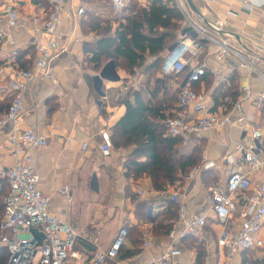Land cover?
Wrapping results in <instances>:
<instances>
[{
  "label": "crops",
  "instance_id": "crops-1",
  "mask_svg": "<svg viewBox=\"0 0 264 264\" xmlns=\"http://www.w3.org/2000/svg\"><path fill=\"white\" fill-rule=\"evenodd\" d=\"M138 1L143 5L150 2ZM243 1L192 0L198 11H192L193 17L201 22L215 17L222 19L221 33L227 35L231 44L242 50L245 56L254 57L255 69L241 68L239 58L233 54L216 59L212 53L213 46L203 41L202 51L183 72L167 75L172 77L170 84L178 91L189 69L203 64L206 68L204 75L190 85L203 91L208 107L218 113L225 110L222 104L224 97L241 98L244 119L231 126L192 133L188 143L180 142L182 153L200 145L201 155L213 165L200 168L191 178L184 175L182 183L177 180L164 190L154 189L145 174L138 177L125 174L123 163L130 148L112 147L109 155H102L99 151L101 130L106 129L110 133V127L125 111L123 96L127 92L144 91L141 73L140 76L129 73L112 59L104 61L98 69L87 65L85 46L94 45L102 37L91 28L90 22L96 18L109 19L113 15H108V10H112L108 0L64 1L60 30L65 37L58 41L63 50L49 61L50 77L38 79L25 88L23 114L17 126L25 129L34 125L46 138L44 145L30 149L32 166L38 175L39 188L49 197L50 210L62 212L64 219L79 231L73 255L67 262L89 264L94 249L106 248L117 230L125 226L140 230L141 242L142 231L147 232L149 247L143 249L140 244L139 250L132 255L118 258H128L125 264H144L146 256L156 255L165 245L167 233L154 232L153 218L169 202H173L171 195L176 193L188 214L208 216L204 239L200 242L205 250L204 264H215L217 261L221 264H264V247L241 251L231 259L218 253L216 239L219 225L214 222L206 199L209 184L224 180L231 169L244 168L241 153L235 152L234 147L237 143L247 144L253 128H260L263 132L258 140L257 152L264 157V101L257 104L264 90V0H252L250 9L244 6ZM7 4L15 7L19 14L14 26L6 24L3 6ZM81 6L83 12L76 13ZM46 9V0H0V30L15 41L18 52L23 53V67H30L36 57L30 44L34 30L32 16ZM110 24L113 29L115 22L111 20ZM181 31L179 27L175 40ZM2 60L4 58L0 64ZM3 75L6 78L9 76L7 67L3 68ZM129 98H132L131 94ZM7 102L8 99L0 95V113L5 110ZM186 111L179 106L175 112L183 114ZM7 131L8 127L0 129V171L12 164L5 146ZM82 143L86 146L83 147ZM203 171L206 174L204 177ZM211 177L213 182H210ZM61 188L66 189L67 194L61 193ZM175 218L165 221L170 223ZM174 225L181 228L180 223ZM260 234L264 238V221ZM180 242L181 264H196L195 242L190 237H184ZM123 246L128 249L133 247L128 239Z\"/></svg>",
  "mask_w": 264,
  "mask_h": 264
},
{
  "label": "built area",
  "instance_id": "built-area-1",
  "mask_svg": "<svg viewBox=\"0 0 264 264\" xmlns=\"http://www.w3.org/2000/svg\"><path fill=\"white\" fill-rule=\"evenodd\" d=\"M65 0H46L47 9L32 16L34 30L30 44L36 52L32 65L22 68L17 61L18 48L15 41L0 30V95L8 99L7 106L0 113V129L8 127L5 146L12 164L0 171L1 180L6 181L7 193L3 197V215L0 219V246H5L7 256L5 264H66L73 255V247L79 237V231L68 223L63 213H54L49 208L48 195L39 188L38 175L32 166L30 149L42 146L46 138L34 125L19 129L17 123L23 114V94L25 88L38 79L50 77L49 61L63 48L58 41L65 37L60 30ZM112 10L120 13L128 0H108ZM181 14L179 27L184 31L162 56L160 72L173 75L184 71L187 64L198 56L203 49V41L213 46V55L222 59L226 54L239 58V66L248 70L255 69L254 57L245 56L243 51L231 44L227 35L221 33L223 20L219 17L201 22L195 19L185 0H174ZM244 6L252 8V0H244ZM84 8L78 7L81 14ZM6 24L14 26L18 21V11L10 4L3 6ZM5 51V53L3 52ZM9 69V76L3 75V68ZM205 66H192L177 91V104L186 108V113L167 115L163 122L166 133L181 137L180 142L188 143L192 133L231 126L241 123V98L224 97L225 110L212 111L205 100L203 91L191 88L190 83L199 80L205 73ZM187 77V78H186ZM186 78V81H185ZM264 81V77H263ZM184 83V84H183ZM257 104L264 101V90ZM236 111L237 114H232ZM99 151L109 155L112 144L108 130H101ZM263 136L260 128H253L247 144L237 143L234 151L241 153L244 168L231 169L222 181L209 184L207 190L208 208L214 222L219 225L216 239L218 253L231 259L241 251L264 247L261 226L264 221V157L258 155V140ZM85 147L86 143H82ZM230 160L232 158L228 156ZM213 165L201 155V164L193 167L186 177H193L200 168ZM61 193L67 194L61 188ZM171 200L178 205L177 216L171 219V228L165 236V245L154 256H146L144 264H181V239L191 237L195 243L204 239V229L208 222L207 214H188L183 203L178 201L176 193ZM180 223L178 229L174 225ZM43 233L39 238L32 229ZM127 227H120L106 248H96L92 252L89 264H125L128 258H118L120 248L127 237ZM143 249L149 247L148 234L142 231ZM215 264H221L217 261Z\"/></svg>",
  "mask_w": 264,
  "mask_h": 264
},
{
  "label": "trees",
  "instance_id": "trees-1",
  "mask_svg": "<svg viewBox=\"0 0 264 264\" xmlns=\"http://www.w3.org/2000/svg\"><path fill=\"white\" fill-rule=\"evenodd\" d=\"M101 1L107 0H95V2ZM111 20L115 22L113 29ZM180 20L181 14L174 0H150L146 5L138 0H128L124 10L113 14L109 19H92L91 28L96 29L102 37L94 45L85 46L84 49L87 65L91 69H98L104 61L109 59L129 73L146 65L144 71L148 73L144 80V91L127 92L123 96L122 103L125 105V111L110 127V138L114 149H131L123 163L125 174L133 177L145 174L150 178L153 188L157 190H164L167 185L177 180L181 181L191 168L200 164L202 151L200 145H195L188 153L179 152L181 137L166 133L163 119L167 115L177 114L173 111L179 109L177 93H172L162 83L160 75L153 76L149 72L159 61L158 73L160 74L162 59L160 55H163L162 51L165 52L175 41ZM170 41L173 42L170 43ZM22 54V52L17 54V61L21 67L24 62ZM149 59H151L150 62ZM149 77L153 78L152 85H149ZM130 94L132 98H129ZM202 175L203 177L206 175L204 171ZM213 181L211 177L210 182ZM7 189L6 181L1 180L0 219L3 215V197ZM137 204L144 205V203ZM177 210L178 205L175 202H169L162 211L157 213L153 218V230L156 234H165L169 231L172 223H167L165 220L175 218ZM137 214L139 215V212ZM127 230L126 239L131 241L133 247L128 249L122 245L119 257L132 255L139 250L141 244L140 230L133 227ZM192 242L194 243L193 239ZM194 245L196 247L195 263L204 264V248L200 243H194ZM6 256V247L0 246V264H5Z\"/></svg>",
  "mask_w": 264,
  "mask_h": 264
},
{
  "label": "rangeland",
  "instance_id": "rangeland-1",
  "mask_svg": "<svg viewBox=\"0 0 264 264\" xmlns=\"http://www.w3.org/2000/svg\"><path fill=\"white\" fill-rule=\"evenodd\" d=\"M110 9V8H109ZM111 14H116L113 10H108V15H111ZM112 16V15H111ZM171 42H173V41H170V43ZM169 43V44H170ZM165 52L164 51H162V54H164ZM160 56H163V55H160ZM151 61V59H149V62ZM148 62V61H147ZM158 64L156 65V67L153 69V70H151V71H149L150 73H152V75L154 76V75H160V77H161V79H162V83L163 84H165L168 88H169V90L172 92V93H176V90H174L173 89V87L171 86V84H170V80H171V78L172 77H170V78H165V77H163L162 76V74L160 73H158V67H159V61L157 62ZM146 67V65H143V66H141V67H138V68H136V69H134V72L133 73H135L137 76H138V74H139V76H140V73H141V75H142V78H141V82H143L144 83V80H145V78H146V75H147V73L144 71V68ZM149 79H150V84L149 85H152V77H149ZM176 111V110H175ZM185 151V150H184ZM179 152H181V150H180V148H179ZM200 161H201V156H200ZM201 164V163H200ZM199 164V165H200ZM181 183L183 182V180L181 179V181H180ZM250 259V258H249ZM250 262V261H249ZM66 264H71V262L69 263V262H67Z\"/></svg>",
  "mask_w": 264,
  "mask_h": 264
},
{
  "label": "water",
  "instance_id": "water-1",
  "mask_svg": "<svg viewBox=\"0 0 264 264\" xmlns=\"http://www.w3.org/2000/svg\"><path fill=\"white\" fill-rule=\"evenodd\" d=\"M187 5L189 6V8L191 9V11L195 12V13H198L197 11V8L195 7L194 3L192 2V0H185ZM184 31H181V34L183 33ZM173 46V43L171 45L168 46V49L172 48ZM187 78V77H186ZM186 78H185V81H186ZM32 231L39 237V238H43V233L38 231L36 228H33ZM92 249H94V247H91Z\"/></svg>",
  "mask_w": 264,
  "mask_h": 264
}]
</instances>
